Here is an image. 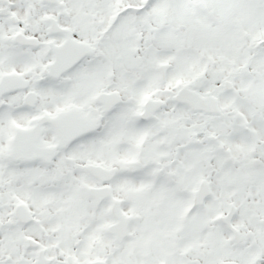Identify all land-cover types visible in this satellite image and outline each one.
Here are the masks:
<instances>
[{
    "label": "snow or ice",
    "instance_id": "snow-or-ice-1",
    "mask_svg": "<svg viewBox=\"0 0 264 264\" xmlns=\"http://www.w3.org/2000/svg\"><path fill=\"white\" fill-rule=\"evenodd\" d=\"M0 264H264V0H0Z\"/></svg>",
    "mask_w": 264,
    "mask_h": 264
}]
</instances>
